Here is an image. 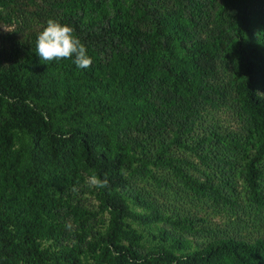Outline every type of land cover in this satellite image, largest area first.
<instances>
[{
    "label": "trees",
    "instance_id": "1",
    "mask_svg": "<svg viewBox=\"0 0 264 264\" xmlns=\"http://www.w3.org/2000/svg\"><path fill=\"white\" fill-rule=\"evenodd\" d=\"M172 1L174 9L163 7L166 0H52L49 11L75 29L92 65L40 60L38 35L16 42L17 59L7 66L0 60V264H264V238L217 236L190 248L181 232L193 234V223L163 213L129 180L136 170L166 167L193 197L228 200L166 148L139 156L145 146L121 139L166 124L153 93L170 95L163 105L186 111V120L200 98L213 103L202 83L221 58L245 133L213 130L203 139L240 162L248 198L264 212V97L257 95L264 94V0ZM18 2L0 0V24ZM176 133L171 143L207 169L211 155L220 158L218 150L198 153L203 143L185 144L180 127ZM92 170L110 185L88 189L97 210L71 198ZM134 224L157 227L156 245L145 249Z\"/></svg>",
    "mask_w": 264,
    "mask_h": 264
},
{
    "label": "rangeland",
    "instance_id": "2",
    "mask_svg": "<svg viewBox=\"0 0 264 264\" xmlns=\"http://www.w3.org/2000/svg\"><path fill=\"white\" fill-rule=\"evenodd\" d=\"M51 1L19 0L17 6L6 13L0 24V60L4 66L17 59L16 42L31 40L34 35L37 36L42 31L47 20L56 19V13L49 11ZM163 7L174 9L175 2L166 0ZM3 28L10 31H5ZM200 35L201 38L207 39L210 33L202 32ZM202 85L206 86V91L201 93L206 98H214V102L210 104V101L203 102L200 98L199 102L193 105L192 118L186 120L188 113L179 112L175 106L165 107L164 98L171 97L167 93H153L155 104L162 108L164 118L167 119L166 124L152 130L145 128L144 131L122 133L121 139L132 144L133 147L145 146V150L139 153V156L154 158L161 147L166 148L165 156L178 160L177 164L180 167L200 181L206 180L209 176L212 179L211 183L218 187L228 200H216V202L211 196L203 199L193 197L166 167L152 166L150 172L143 175L140 170H136L128 175L129 180L135 191L148 195L163 213L175 218H187L193 223V234H189L188 231L181 232L187 238V242H190V248L217 236L230 235L249 241L264 238V212L256 210L248 198L240 162L232 163L234 157H231V154L224 153L222 147L216 146L213 141L208 142L203 139L213 130L221 134L233 132L241 136L245 133L246 122L235 106L230 67L221 58L217 59L214 75L204 80ZM213 90L218 93H213ZM182 107L183 105L180 108L183 109ZM178 127L185 144L203 143L198 153L203 151L206 153L209 149L218 150L221 152L220 158L217 159L216 154L211 155L207 169L199 163L192 152L172 144L171 139L177 134ZM89 188L87 185L80 186L77 194L71 192L73 204L78 203L87 209L97 210V203L90 194ZM134 226L144 235L145 249L156 245L152 234L156 233L157 227L135 224Z\"/></svg>",
    "mask_w": 264,
    "mask_h": 264
},
{
    "label": "clouds",
    "instance_id": "3",
    "mask_svg": "<svg viewBox=\"0 0 264 264\" xmlns=\"http://www.w3.org/2000/svg\"><path fill=\"white\" fill-rule=\"evenodd\" d=\"M5 31H10L3 28ZM35 53L40 60L45 62L59 61L62 59H73V63L79 69H87L92 65V59L87 54L86 46L81 42L80 38L75 35V29L67 24H62L57 20L49 19L46 26L39 32L36 40ZM259 97L264 94L257 93ZM85 184L90 188L106 189L109 188V180L107 174L103 178L92 170L85 178ZM71 191L77 194L79 189L73 186ZM71 230L73 225L66 224Z\"/></svg>",
    "mask_w": 264,
    "mask_h": 264
}]
</instances>
